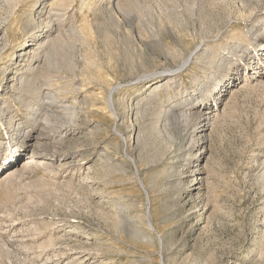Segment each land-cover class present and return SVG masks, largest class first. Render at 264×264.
<instances>
[{
  "label": "rangeland",
  "instance_id": "1",
  "mask_svg": "<svg viewBox=\"0 0 264 264\" xmlns=\"http://www.w3.org/2000/svg\"><path fill=\"white\" fill-rule=\"evenodd\" d=\"M64 1L19 63L38 17L0 0V264H264V77L244 81L264 0ZM236 72L201 133L204 89ZM22 142L35 162L7 179Z\"/></svg>",
  "mask_w": 264,
  "mask_h": 264
},
{
  "label": "bare ground",
  "instance_id": "2",
  "mask_svg": "<svg viewBox=\"0 0 264 264\" xmlns=\"http://www.w3.org/2000/svg\"><path fill=\"white\" fill-rule=\"evenodd\" d=\"M4 1V3L5 4H7V5H18V4H21V3H25V4H27V3H29L30 2V4L31 5H33V7H34V12H36L35 14L37 15V17H38V21H39V23L37 24V26H36V31L35 32H33L32 34H31V36L29 37V39L26 41V43L24 44V46H22V47H20L17 51L18 52H20V53H18L17 55H16V57L17 58H19V63L21 62V61H23V57L25 56V57H28V58H35V57H40V54H41V52H42V50H41V48L43 47V44L44 43H49V41L51 40V35H52V33H53V31H56L57 30V28H55L54 30H53V23L51 22V20H50V18H51V16H50V14H51V11L53 10V9H55V7H57L58 9H59V7L62 9V7H61V4H63V1L64 0H52L51 2H49V1H47V0H42L41 2V4H39V0H3ZM70 1V0H69ZM102 1V0H101ZM104 1H106V4H107V9L109 10V11H120V9L118 8V3H114V1L115 0H104ZM103 1V2H104ZM120 2V1H119ZM64 3H65V1H64ZM105 4V5H106ZM14 5V6H15ZM57 8L55 9V10H57ZM250 8V7H249ZM54 11V10H53ZM118 11V12H119ZM250 12V11H249ZM111 13V12H110ZM50 16V17H49ZM34 17H36V16H34ZM33 17V18H34ZM29 20H32V18H30ZM50 20V21H49ZM52 23V24H51ZM174 23V22H173ZM73 25H74V23H73ZM168 25V24H167ZM177 25V24H176ZM57 27H58V25H57ZM167 28V27H166ZM72 29V28H71ZM155 29V28H154ZM153 29V30H154ZM59 30H60V28H59ZM77 30V29H76ZM167 31V30H166ZM169 31V30H168ZM59 34V33H58ZM60 35V34H59ZM62 35V34H61ZM58 36V35H57ZM157 36V35H156ZM171 36H173V35H171ZM174 37V36H173ZM155 38H157V37H155ZM53 40H54V38H52ZM158 39V41H159V38H157ZM238 40V39H237ZM52 41V40H51ZM160 42V41H159ZM132 43V42H131ZM142 44V43H141ZM46 45V44H45ZM201 45V44H200ZM199 45V46H200ZM206 45V44H205ZM48 46V45H47ZM52 46H53V44H52ZM51 47V46H50ZM201 47H202V45H201ZM52 48V47H51ZM50 48V49H51ZM53 49V48H52ZM15 50V49H14ZM51 51V50H50ZM182 51V50H181ZM254 55H253V58H255V60H256V63H258V66H259V68H257V69H259V71L257 70H255V69H249L248 70V73L246 74V78L244 79V81L245 82H249V84L250 83H252V84H254L253 86L254 87H256V85H259V84H261V83H263L262 82V79H263V77H264V43H261V44H259L258 46H255V48H254ZM12 52V51H11ZM45 53H46V51H45ZM193 53V52H192ZM195 53V52H194ZM164 54V53H163ZM206 54V53H205ZM42 56L44 55V53H42L41 54ZM191 55V54H190ZM190 55H188L189 57H187V58H190V60H191V57H190ZM204 55V54H203ZM9 56V55H8ZM41 56V57H42ZM45 56V55H44ZM202 56V55H201ZM193 57V56H192ZM211 56H209V58H210ZM27 58V59H28ZM30 58V59H31ZM44 58H46V57H44ZM186 58V59H187ZM25 59V58H24ZM42 59V58H41ZM49 59H51V58H49L48 57V60ZM53 59V58H52ZM52 59H51V61H52ZM166 59H167V57H166ZM165 59V60H166ZM206 59H207V57L205 58V61H206ZM39 60H40V58H39ZM46 60V59H45ZM168 60V59H167ZM210 60H212V59H210ZM30 61V60H29ZM25 62V61H24ZM44 63L45 62H47V61H43ZM49 62H50V60H49ZM188 62V61H187ZM34 63V62H33ZM43 63V64H44ZM48 63V62H47ZM46 63V64H47ZM49 64H52V63H48V65ZM29 65H30V63H29ZM185 65H187V63H185L184 62V64H183V67L185 66ZM36 66V65H35ZM39 66V65H38ZM42 66V65H41ZM50 66V65H49ZM182 66V65H181ZM30 67V66H29ZM32 67V66H31ZM34 67V66H33ZM164 68H165V66H163ZM182 67V68H183ZM19 68V67H18ZM27 68V67H26ZM39 68V67H38ZM4 69V68H3ZM6 69H10V70H12L11 68H8V67H6ZM17 69V68H16ZM175 69V68H174ZM5 70V69H4ZM165 70V69H164ZM170 70V69H169ZM172 70V69H171ZM177 70H179V68H177L176 67V71H173V72H178ZM30 71V70H29ZM28 71V72H29ZM146 71V70H145ZM154 71V70H153ZM3 72H5L4 73V76H2L3 77V81L4 82H6V84H8V85H11V84H13L14 82H15V72H14V70H12V71H7V70H5V71H3ZM152 72V71H151ZM159 72V71H158ZM169 73L167 74V76H166V79H165V83L164 84H162V85H158L159 83H160V81L158 80V81H155V82H152L149 86H147L146 87V89H151V88H153V90L155 91H158V89L160 88V87H164L165 89H166V91H169L168 89L170 88L169 87V85L170 84H172V76H173V74H171L170 73V71H168ZM153 73V72H152ZM162 73V72H161ZM161 73H159V74H161ZM167 73V72H166ZM181 73V72H180ZM21 74V73H20ZM158 74V73H157ZM164 74V73H163ZM162 74V75H163ZM175 74V73H174ZM178 74V73H177ZM2 75V74H1ZM144 75V74H143ZM147 75V74H146ZM165 75V74H164ZM45 76H47V75H45ZM45 76H42L43 78L45 77ZM34 77V76H33ZM144 77H145V75H144ZM180 77V76H179ZM17 78V77H16ZM31 78V77H30ZM175 78V77H174ZM177 78V77H176ZM153 79V78H152ZM27 81V80H26ZM43 81V80H42ZM47 81L48 80H46V82H44L43 81V83H46L47 84ZM137 81V80H136ZM149 81V80H148ZM216 81V80H215ZM238 81H239V78H238V73L236 72V73H234L233 75H232V77H229V78H227L226 79V81H225V83H222V81H216V82H214V84L210 87V88H206V89H204V93H203V96H206V100H212V101H214V100H216L217 102H216V105H215V109H216V111L213 113L214 114V117H213V120L211 119V118H209V117H205L204 115H205V113L209 110V108H210V106H209V102L207 101V102H202L203 104H200L197 108L200 110V111H202V115L205 117V118H203V116H202V122H201V126H200V132L201 133H204V132H206V130L208 129V127L210 126V125H212L213 123H214V121L216 122L217 120H216V118H218V116L220 115V113H222L221 112V110L224 108V109H226L224 106V104H225V100H226V94L228 93L227 92V90L226 89H230V88H234L236 85H238ZM29 82V81H28ZM151 82V81H150ZM23 83V82H22ZM33 83H34V81H33ZM48 83H49V81H48ZM244 84H246V83H244ZM14 85V84H13ZM48 85V84H47ZM157 85V86H156ZM232 85V86H231ZM248 85V84H247ZM12 86V85H11ZM153 86H155V87H153ZM242 86H244V85H242ZM251 87V85H248V87ZM253 86H252V88H253ZM9 87V86H8ZM44 87V86H43ZM213 87V88H212ZM245 87V86H244ZM246 88H247V86H246ZM246 88H244V89H246ZM12 89V88H11ZM31 89H33V87H31ZM45 89H46V87H45ZM17 90H18V88H17ZM47 90H50V89H47ZM4 91V90H3ZM10 91V90H9ZM46 91V90H45ZM54 91V90H53ZM12 92V91H11ZM152 92V91H151ZM225 92H226V94H225ZM47 93V92H46ZM170 93V92H169ZM48 94V93H47ZM46 94V95H47ZM50 94V93H49ZM53 94V93H52ZM151 95V94H150ZM9 96V95H8ZM48 96V95H47ZM55 96H56V94H55ZM48 97H50V96H48ZM47 97V98H48ZM53 97H54V95H53ZM111 97H112V92H111V94H110V97H109V100H108V104L107 105H109V107H110V109H113V100L111 99ZM45 98H46V96H45ZM154 98V97H153ZM157 98V97H156ZM50 99H52V98H50ZM129 99V98H128ZM127 99V100H128ZM148 99V98H147ZM151 99V98H150ZM37 100V99H36ZM152 100V99H151ZM157 100V99H156ZM61 101V100H60ZM150 101V100H149ZM54 102H56V100H54ZM129 102V101H128ZM131 103H132V101H130ZM129 102V103H130ZM162 102V101H161ZM58 103V102H57ZM125 103H127V102H125ZM143 103V102H142ZM144 103H146V102H144ZM47 104H49V103H47ZM54 104V103H53ZM148 104V103H147ZM50 105H51V103H50ZM54 105H56V104H54ZM134 105V104H133ZM127 106H128V104H127ZM130 106V105H129ZM140 106V105H139ZM172 106V105H171ZM187 106V105H186ZM57 107V106H56ZM126 107V106H125ZM143 107V106H142ZM190 107V106H189ZM196 107V106H195ZM132 108V107H131ZM135 108V107H134ZM144 108V107H143ZM146 108V107H145ZM34 109V108H33ZM133 109V108H132ZM131 109V110H132ZM140 109V108H139ZM159 109V108H158ZM29 110V109H28ZM51 110V109H50ZM57 110V109H56ZM144 110V109H143ZM171 110V109H170ZM42 111V110H41ZM127 111V110H126ZM134 112H135V109L133 110ZM50 112V111H49ZM127 112H129V111H127ZM132 112V111H131ZM140 112V111H139ZM166 112V111H165ZM168 112V111H167ZM199 112V111H198ZM225 112V111H224ZM145 113V112H144ZM169 113V112H168ZM128 114V113H127ZM133 114V113H132ZM176 114V113H175ZM184 114H186V113H184ZM195 114V113H194ZM51 115V114H50ZM49 114H48V116H50ZM130 115V114H129ZM180 115V114H179ZM191 115H193V113L191 114ZM47 116V118L48 119H46L47 121L46 122H48L50 119L49 118H51V116L50 117H48ZM165 116V115H164ZM172 116V115H171ZM176 116V115H175ZM183 116V115H182ZM184 116H187V115H184ZM176 117H178V115L176 116ZM216 117V118H215ZM127 118V117H126ZM125 118V119H126ZM131 118V117H130ZM122 119V118H121ZM124 119V118H123ZM121 122V121H120ZM122 122H125V121H122ZM178 122V121H177ZM49 123V122H48ZM47 123V124H48ZM126 123V122H125ZM125 123H123V124H125ZM132 123V122H131ZM160 124V123H159ZM127 125V124H126ZM128 125H129V123H128ZM127 125V126H128ZM46 125H44V127H45ZM48 127V126H47ZM134 127V126H133ZM130 128H131V126H130ZM198 129V128H197ZM60 130V129H59ZM59 130L57 131V132H59ZM128 130H129V127H128ZM130 130H132L133 131V128L132 129H130ZM55 133H56V131H55ZM130 133V132H129ZM133 133V132H132ZM39 135H40V133H39ZM134 134H132V136H133ZM201 135V134H200ZM131 136V135H130ZM22 137V136H21ZM28 138L29 139H31V137L30 136H28ZM37 138V137H36ZM38 138H41V137H38ZM131 140V139H130ZM61 142V141H60ZM50 143V142H49ZM57 143V142H56ZM34 144V143H33ZM32 144V145H33ZM58 144V143H57ZM60 144V143H59ZM36 145V144H35ZM19 146H21L20 148L21 149H19ZM18 148H16L17 150L15 151V153L16 154H20L19 155V162L18 163H15V162H11V164H10V169H8L7 170V173L8 174H6L4 177L5 178H7L8 176H12V175H14L15 173L17 174V171H18V167H19V165L22 163H24L23 164V166L24 165H26V164H28V168L30 167L29 166V163H33V162H35V157L34 156H31V157H28V158H25L26 156H27V154L25 153V154H23V153H21L22 151L23 152H25L24 150H25V143L24 142H22V143H20L18 146H17ZM37 147V146H36ZM54 147V146H53ZM108 148V147H107ZM34 155V154H33ZM16 158V157H15ZM15 158H14V160H15ZM30 159V160H29ZM40 162V161H39ZM38 162V163H39ZM37 163V162H36ZM45 165H46V163H48V162H43ZM264 164V163H263ZM42 165V164H41ZM44 165V166H45ZM32 166H34V165H32ZM23 168H25V167H23ZM31 168V167H30ZM29 168V169H30ZM261 168H262V166H261ZM28 170V169H27ZM24 171V170H23ZM263 172V171H262ZM6 173V172H5ZM18 173H19V171H18ZM23 173V172H22ZM264 173V172H263ZM264 175V174H263ZM15 177H16V175H15ZM3 179V178H2ZM8 179V178H7ZM6 179V180H7ZM3 181H5V180H3ZM10 182L12 181V179L11 180H9ZM3 185H5V183H3ZM2 186V185H1ZM5 186H7V185H5ZM12 227H14V226H12ZM75 229V228H74ZM72 231V230H71ZM73 232V231H72ZM69 233V232H68ZM75 233V232H74ZM14 235V234H13ZM16 235V234H15ZM15 239H17V238H15ZM20 240V239H19ZM24 241V240H23ZM7 243V242H6ZM22 243V242H21ZM8 244V243H7ZM11 245V244H10ZM70 250V249H69ZM71 252V251H70ZM63 253H65V252H63ZM62 253V256L64 255ZM59 255V254H58ZM66 255V254H65ZM67 256V255H66ZM53 257V256H52ZM55 257V256H54ZM63 257H65V256H63ZM77 258H79V257H76V259ZM87 258V257H86ZM73 259H75V257L73 258ZM83 262V261H82ZM80 263V262H79Z\"/></svg>",
  "mask_w": 264,
  "mask_h": 264
}]
</instances>
